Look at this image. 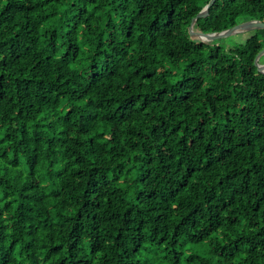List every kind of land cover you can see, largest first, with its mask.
I'll list each match as a JSON object with an SVG mask.
<instances>
[{"label":"trees","instance_id":"16d2710c","mask_svg":"<svg viewBox=\"0 0 264 264\" xmlns=\"http://www.w3.org/2000/svg\"><path fill=\"white\" fill-rule=\"evenodd\" d=\"M207 2L0 0V264H264V28Z\"/></svg>","mask_w":264,"mask_h":264},{"label":"water","instance_id":"95a60500","mask_svg":"<svg viewBox=\"0 0 264 264\" xmlns=\"http://www.w3.org/2000/svg\"><path fill=\"white\" fill-rule=\"evenodd\" d=\"M216 0H208L204 7L191 19L188 27V32L191 38L197 39L200 42L209 43L214 40L228 37L232 34L242 31H248L253 29L264 28V22L258 19H249L239 22L229 28L221 30L219 32L205 33L194 27V24L198 18L207 16L209 8L215 3ZM264 55V47L256 54L254 58V66L257 71L264 74V63H259V58Z\"/></svg>","mask_w":264,"mask_h":264},{"label":"rangeland","instance_id":"374dc122","mask_svg":"<svg viewBox=\"0 0 264 264\" xmlns=\"http://www.w3.org/2000/svg\"><path fill=\"white\" fill-rule=\"evenodd\" d=\"M252 34L253 33L250 30L232 34V35L226 37L221 42V46L224 47V48H229L230 46H232V45H234L236 43H243ZM261 61L264 63V55L261 57Z\"/></svg>","mask_w":264,"mask_h":264}]
</instances>
